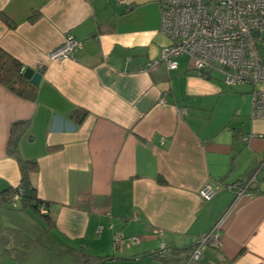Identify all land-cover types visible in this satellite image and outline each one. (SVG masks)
<instances>
[{
	"label": "crops",
	"instance_id": "obj_1",
	"mask_svg": "<svg viewBox=\"0 0 264 264\" xmlns=\"http://www.w3.org/2000/svg\"><path fill=\"white\" fill-rule=\"evenodd\" d=\"M67 34L81 47L51 61ZM168 45L158 0H0V49L42 71L34 101L0 86V235L32 242L5 233L0 264H188L211 232L189 264H264V118L252 117V87H228L185 55L168 70ZM15 123L48 223L23 194L5 200L23 193L6 153ZM258 168L235 200L226 186ZM207 183L221 188L203 201ZM117 233L138 242L115 250Z\"/></svg>",
	"mask_w": 264,
	"mask_h": 264
},
{
	"label": "built area",
	"instance_id": "obj_2",
	"mask_svg": "<svg viewBox=\"0 0 264 264\" xmlns=\"http://www.w3.org/2000/svg\"><path fill=\"white\" fill-rule=\"evenodd\" d=\"M123 4L125 0H117ZM160 11V31L165 34L170 45L163 48L159 60L168 70L177 68L176 58L187 56L193 67L201 74L217 70L228 87L250 85L252 87V117L264 118V59L260 54V43L264 48L261 32L264 30V0H158ZM258 32V36L253 33ZM81 47L72 35L67 34L62 44L48 54L51 61H59L73 56ZM157 61L148 65L153 66ZM256 170L244 181L228 185L234 199L244 195L256 181ZM221 188L207 183L199 190L203 201H209ZM18 189L12 201L22 198ZM40 214L46 213V205L38 207ZM160 235V232H156ZM214 239L213 232L200 238L188 257V264L197 262L201 248ZM121 242L135 244L138 238H125L114 234V247Z\"/></svg>",
	"mask_w": 264,
	"mask_h": 264
},
{
	"label": "trees",
	"instance_id": "obj_3",
	"mask_svg": "<svg viewBox=\"0 0 264 264\" xmlns=\"http://www.w3.org/2000/svg\"><path fill=\"white\" fill-rule=\"evenodd\" d=\"M26 68L16 59L5 53L3 50L0 49V86L7 89L10 93L14 94L16 97L27 100V101H34L36 98V93L38 86H35L31 83V81L24 77L23 72ZM41 74L42 71H39ZM25 127L24 123H15L11 126L10 129V136L6 147V153L10 157L14 158L18 164L19 171L21 174V186L23 182L28 181V176L32 172L37 171V164L34 161H27L23 160L19 156L18 151V137L20 131L23 130ZM31 190V197L30 198H23L22 203L25 208H28L29 211L36 216L41 221L48 223V219L45 214L39 213V205L43 204L44 202H40L36 199L34 190ZM15 190L9 188L5 191L9 194V198L5 199L6 202L12 201V195ZM3 196V193H0V196ZM6 197V196H5ZM2 199V198H1ZM45 204V203H44ZM46 205V204H45ZM47 208V207H46ZM3 235H0V242L4 247V235L7 233L8 237L16 238L19 242L23 243L24 247L30 246V241L26 240L22 234H20L17 230L8 229L6 232H2ZM5 252V249H4ZM25 253V252H24ZM26 255V254H25ZM24 255V257H25ZM24 257L19 256L20 260H23ZM189 257V256H188ZM188 257L186 259H188ZM162 261H167L166 258H161Z\"/></svg>",
	"mask_w": 264,
	"mask_h": 264
},
{
	"label": "water",
	"instance_id": "obj_4",
	"mask_svg": "<svg viewBox=\"0 0 264 264\" xmlns=\"http://www.w3.org/2000/svg\"><path fill=\"white\" fill-rule=\"evenodd\" d=\"M254 36H258V32L253 33ZM23 75L25 78L29 79L31 83L35 86H38L40 80H41V74L39 72H35L31 68H26L23 72ZM23 189V196L24 198H30L31 197V190L29 187V184L27 181H25L22 185Z\"/></svg>",
	"mask_w": 264,
	"mask_h": 264
},
{
	"label": "rangeland",
	"instance_id": "obj_5",
	"mask_svg": "<svg viewBox=\"0 0 264 264\" xmlns=\"http://www.w3.org/2000/svg\"><path fill=\"white\" fill-rule=\"evenodd\" d=\"M261 38L264 39V30H262L261 32ZM260 54H261L262 59H264V48H262V43H260ZM257 88H264V85H260ZM34 263L36 264V262L34 261L31 264H34Z\"/></svg>",
	"mask_w": 264,
	"mask_h": 264
}]
</instances>
